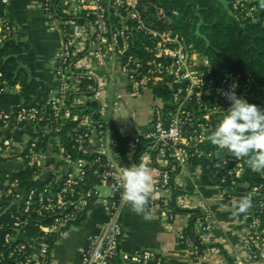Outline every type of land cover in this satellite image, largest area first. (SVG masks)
I'll return each mask as SVG.
<instances>
[{"label":"built area","instance_id":"built-area-1","mask_svg":"<svg viewBox=\"0 0 264 264\" xmlns=\"http://www.w3.org/2000/svg\"><path fill=\"white\" fill-rule=\"evenodd\" d=\"M231 9L233 16L244 21L264 26L257 0H222ZM75 0H42L41 9L48 19L57 23L62 30L63 46L55 60L54 73L58 85L59 100L53 109L45 112L37 106L0 112V124L4 127H23L25 125L50 126L57 132L60 121L74 119L72 108L83 105L85 94L77 87L79 71L96 64L99 67L118 66L128 80V94L139 98L144 91H166L170 99L162 98L155 109L151 128L129 143L128 153L133 157L139 139L150 142L138 164L144 163L149 169L156 159L161 167L152 171L154 192L149 203L166 211L169 220L175 216L169 206L173 190L178 181L179 171L187 169L194 161L209 162L212 176L224 196H229L248 170L245 158L236 159L228 151L218 149L208 140L223 111L230 107L223 95L236 85L238 97L247 101L258 99L260 88L253 85L251 76H235L230 73H216L209 58L195 46L181 41L172 29L179 14L176 10L167 11L157 0H82L79 6L71 4ZM8 6L9 0H0ZM84 13V17L79 15ZM66 15L70 21L60 18ZM76 19L84 20L80 24ZM15 27L9 22H0V43L15 34ZM0 77L2 75L0 74ZM1 92L9 91L3 81ZM122 99L121 95H118ZM95 121L87 115L79 121L75 131L84 142L95 134ZM212 146L211 149L204 145ZM38 139H30L22 156L27 166L38 171L47 158L46 153L37 150ZM118 150V142L114 140ZM60 156L73 164V169L62 180L60 190L54 193L51 181L41 189L28 188L16 194V204L28 202L25 213L35 212L40 219L35 226L39 228V238L28 236L30 221L24 217H12V224L4 239L0 240V263L7 264H52V247L48 241L51 236L63 233L73 226L77 212L85 211L91 204L88 196L76 193L77 187L85 180L86 166L83 159L74 161L71 155L60 149ZM13 157V143L9 138L0 137V165ZM125 165L107 171L101 184L109 185L111 197L103 200L108 215L101 232L89 238L80 253V264H166L154 250L122 248L123 227L121 211L130 205L120 198V172ZM252 173L248 197L253 202L249 215L246 240L247 260L236 258V264H264V171ZM18 187L15 181L7 195ZM38 204V207L36 205ZM35 205V207L33 206ZM182 208L194 209L184 198L178 199ZM200 209V207H197ZM188 222V216H182ZM51 218L49 224L45 220ZM208 219V218H207ZM197 233L207 241L209 220L198 223ZM179 239L184 237L179 235ZM190 254L198 256L197 247L190 244ZM199 258V257H198Z\"/></svg>","mask_w":264,"mask_h":264},{"label":"crops","instance_id":"crops-1","mask_svg":"<svg viewBox=\"0 0 264 264\" xmlns=\"http://www.w3.org/2000/svg\"><path fill=\"white\" fill-rule=\"evenodd\" d=\"M79 1L82 2L75 0L71 4L78 7ZM41 2L9 0L0 22L11 23L16 29L13 39L29 45V50L18 57V62L41 87L34 100L35 106L49 112L59 100L54 65L61 52L63 38L60 26L50 21L42 11ZM82 79L90 84L83 105L86 107L88 103L95 102L100 114V120L95 122V134L87 141L88 149L85 152L95 149L112 169L128 165L126 160H131L132 156L127 153L124 158L120 152L117 153L114 140L116 136L133 139L145 134L153 124L155 109L162 97L156 95L157 91L148 89L139 98H131L128 94V80L118 66L99 67L91 64V67L79 71L77 87ZM20 90L17 86L12 91L19 93ZM56 133L53 127L44 125L4 127L0 124V137L9 138L13 143L12 159L0 165V195L7 193L16 181H12L14 175L26 169L22 152L32 137L47 138V158L38 175L24 191L28 188L41 189L51 181L60 182L73 169V164L63 159L58 152L60 140ZM161 166L162 162L157 158L154 167L150 169L151 173ZM252 180L251 170H248L231 195L224 196L212 176L211 163L194 161L187 169L179 171L176 187L184 193L187 205L200 207L207 215L209 234L206 243L218 247L207 251L205 257L195 259L189 251L181 249L179 235L187 222L182 216H177L174 221L169 220L166 211L160 206L150 208L149 219L133 212L131 205L122 209V248L127 251L141 248L154 250L166 264H231L228 257L246 261L248 223L253 202L245 213H239L232 202L248 197ZM100 187L109 188L110 193L102 196ZM111 195V187L101 183L89 193L92 208L79 226L64 231L53 245L52 264H80V253L89 238L98 235L108 219L103 200Z\"/></svg>","mask_w":264,"mask_h":264},{"label":"trees","instance_id":"trees-1","mask_svg":"<svg viewBox=\"0 0 264 264\" xmlns=\"http://www.w3.org/2000/svg\"><path fill=\"white\" fill-rule=\"evenodd\" d=\"M159 4L166 8L167 11L176 10L179 14L172 24V29L178 38L189 45H193L203 55L207 56L216 73H230L235 76L246 77L251 76L254 87L260 88V96L258 99L248 101L250 104L257 105L264 109V26L256 23L244 21L240 17L233 16L231 9L225 5L222 0H157ZM6 6L0 4V18L4 17ZM260 9L262 17H264V9ZM84 13L80 17H84ZM60 18L70 21L66 15ZM81 25L84 20L76 19ZM12 35L9 41L0 43V112H10L12 109H26L35 106L34 100L41 91L39 83L31 78L28 72L19 64L18 57L29 50V45L26 43H18L13 39ZM8 84L9 91L1 92L2 82ZM19 86V93H14L12 90ZM90 86L89 82L82 79L78 83L80 93L85 94ZM159 97L165 100L170 99L169 92L158 91ZM72 115L78 117V121L74 119L62 120L59 132L56 133L60 140L59 149H63L65 153L71 155L74 161L78 159L85 160L86 177L76 189L77 194L88 196L94 188L101 183L102 176L111 168L107 160L102 154L95 149H91L89 153L88 143L81 139V136L75 131L79 121L85 115H92L95 122L100 120L98 105L95 102H90L85 107L81 105L72 108ZM38 139L39 145L37 150L46 151L47 138L32 137ZM118 142V150L120 154L126 158L129 150L130 138L116 136ZM150 142L143 137L139 139L137 150L131 160H126L128 165L138 164L142 154L149 148ZM211 149L209 144L204 145ZM38 170L27 166L26 169L14 175L12 181L18 182V187L13 190V194L7 193L0 195V240L4 239L7 232L8 224H12V217L28 218L30 225L28 227V236L30 238H39L41 232L35 226L40 217L33 211L25 213V207L28 202L16 204V194L22 193L28 187L35 176L38 175ZM264 183V179L260 180ZM62 181L53 182L55 187L54 193L60 190ZM178 188H174L172 194V203L169 208L175 216H188L189 220L182 232L184 239H179V245L183 250H190V244L197 247L198 256L195 259L205 257L207 251L212 248L218 249L216 245L209 246L197 233L198 223L206 224L207 215L199 208L187 209L179 207L178 199L183 197ZM35 207V205H33ZM38 207V204L36 205ZM152 206L149 203V208ZM90 206L83 212H77L76 220L73 221V226H79L87 216ZM51 218L45 220L44 224H49ZM61 233H57L49 239L48 243L52 246L60 238ZM3 249L0 244V250ZM222 252V251H220ZM224 253V252H223ZM199 257V258H198ZM231 264H236L234 258L228 257ZM0 264H7L6 262Z\"/></svg>","mask_w":264,"mask_h":264},{"label":"clouds","instance_id":"clouds-1","mask_svg":"<svg viewBox=\"0 0 264 264\" xmlns=\"http://www.w3.org/2000/svg\"><path fill=\"white\" fill-rule=\"evenodd\" d=\"M257 2L264 9V0ZM236 87L233 85L231 91L223 93L230 107L223 111L222 118L208 140L218 149H226L238 160L245 158V163L252 171H264V109L238 97ZM120 178V198L129 203L137 215L149 219V200L154 192L151 170L144 163L132 164L121 169ZM232 205L239 213H245L252 206V201L242 197L233 200Z\"/></svg>","mask_w":264,"mask_h":264},{"label":"rangeland","instance_id":"rangeland-1","mask_svg":"<svg viewBox=\"0 0 264 264\" xmlns=\"http://www.w3.org/2000/svg\"><path fill=\"white\" fill-rule=\"evenodd\" d=\"M5 41H9V39L6 38L3 40V42H5ZM99 190H100L102 196H107L110 193V189L106 188V187H100Z\"/></svg>","mask_w":264,"mask_h":264}]
</instances>
